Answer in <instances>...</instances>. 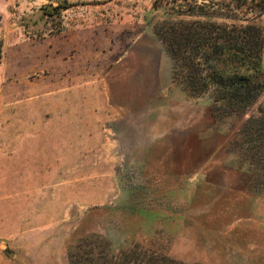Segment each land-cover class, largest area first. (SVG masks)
Returning <instances> with one entry per match:
<instances>
[{"label": "rangeland", "instance_id": "374dc122", "mask_svg": "<svg viewBox=\"0 0 264 264\" xmlns=\"http://www.w3.org/2000/svg\"><path fill=\"white\" fill-rule=\"evenodd\" d=\"M200 19L264 28L237 0H0V264H107L135 244L264 264L249 116L190 95L160 36Z\"/></svg>", "mask_w": 264, "mask_h": 264}, {"label": "trees", "instance_id": "16d2710c", "mask_svg": "<svg viewBox=\"0 0 264 264\" xmlns=\"http://www.w3.org/2000/svg\"><path fill=\"white\" fill-rule=\"evenodd\" d=\"M237 1L264 11V0ZM160 36L174 61V78H181L190 95L209 93L220 118L249 116L242 127L243 147L264 191V28L200 19L163 26ZM107 264L188 263L135 244Z\"/></svg>", "mask_w": 264, "mask_h": 264}]
</instances>
